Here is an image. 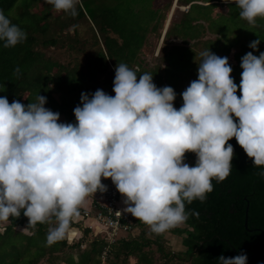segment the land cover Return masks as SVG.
I'll use <instances>...</instances> for the list:
<instances>
[{"label": "clouds", "instance_id": "clouds-1", "mask_svg": "<svg viewBox=\"0 0 264 264\" xmlns=\"http://www.w3.org/2000/svg\"><path fill=\"white\" fill-rule=\"evenodd\" d=\"M57 12L76 17L79 0H46ZM255 26L264 18V0H224ZM75 27V26H74ZM27 33L0 10V42L12 48ZM259 40L249 47L257 50ZM197 79L180 95L158 88L153 75H139L127 64L115 67L113 95L82 92L73 109L76 123H61L59 112L45 107L46 97L27 105L0 96V222L23 215L29 224L51 223L47 243L61 240L86 198L106 191L111 179L126 208L153 233L173 229L199 212L185 203H201L232 169L235 138L254 166H264V52L241 58L240 84L227 57L200 53ZM14 74L19 76L17 66ZM240 95L237 96V91ZM91 97V98H90ZM196 156L194 166L185 154ZM264 179V170L258 173ZM218 264H246L247 255L217 258Z\"/></svg>", "mask_w": 264, "mask_h": 264}, {"label": "trees", "instance_id": "trees-1", "mask_svg": "<svg viewBox=\"0 0 264 264\" xmlns=\"http://www.w3.org/2000/svg\"><path fill=\"white\" fill-rule=\"evenodd\" d=\"M174 1L167 0L162 5L157 4V0H79V14L72 17L57 12L45 0H0V10L27 33V40L15 47L4 48L0 42V96L7 97L9 103L18 100L27 105L36 102L40 93L46 97V108L59 112L64 123L75 124L73 109L80 105L81 93L92 94L102 88L114 96L115 67L125 63L136 72L137 79L143 73H150L158 88L172 87L177 94L174 104L181 107L180 94L183 91L178 87L191 76L198 78L195 76L198 66L194 67L193 62L191 68V64L185 63V70L173 75L168 70H171V62L181 65L184 58H189L186 56L188 51L194 50L179 45L168 50L162 47L160 59L164 65L157 64L150 69L143 66L139 58L148 33L157 30L163 19L162 11ZM175 2L186 10L178 23L169 24L163 42L173 38L184 44L193 41L223 57L232 48H237L234 52L236 64L231 66L232 77L239 74L241 58L246 53L253 52L258 56L264 52V18H257L253 26L240 17V9L234 3L226 4L224 0ZM219 2H224L221 4L227 7V11L212 17L213 8ZM219 16L229 21L230 30L213 25L212 21ZM206 30L214 33L216 38L202 41L201 36ZM256 40L259 44L253 51L249 44ZM59 52L68 53L70 59L64 63L59 61L54 56ZM194 55L200 58L199 53L194 52ZM17 66L19 76L14 74ZM227 143L234 149L230 175L222 182L212 179L213 191L207 194L205 202L185 203V211L191 213L195 210L199 212V218L189 215L181 227L166 232L182 235L181 247L187 256L193 258L192 264H218L219 256L231 258L242 252L247 255L246 264H264L260 257L264 254V179L258 176L264 166H254L235 138ZM87 211L90 216L94 212L95 216L99 210L93 206V210ZM128 215L133 221L132 230L120 233L112 244L107 242L105 232L95 233L90 225L82 226L73 217L61 240L39 247L34 238L41 235V240L46 241L49 228L56 226L55 220L32 226L21 211L18 218L10 217L0 230L3 240L9 233L15 235L12 241L0 240V246L5 243L10 246L0 252V264H41L43 258L48 263L57 261L67 251L75 254L74 264H100L101 261L103 264H125L122 261L131 256L136 257V264H142L144 259L145 264H151L152 257L142 255V250L153 244L158 251L164 252L167 242L162 243V233L146 230V224ZM72 228L82 234L68 241ZM134 228L140 231L136 236L132 233ZM19 229H26L29 233ZM18 236L23 239L17 241ZM83 244L88 248L83 249ZM167 251L171 252L170 249ZM64 261L68 263L70 259Z\"/></svg>", "mask_w": 264, "mask_h": 264}, {"label": "rangeland", "instance_id": "rangeland-1", "mask_svg": "<svg viewBox=\"0 0 264 264\" xmlns=\"http://www.w3.org/2000/svg\"><path fill=\"white\" fill-rule=\"evenodd\" d=\"M166 1L167 0H157V4H162L163 5V4H165L164 2H166ZM221 3H224V2H219L217 4V6L213 8V11L211 13L212 17H216L218 14L225 13L227 11V7L224 4H221ZM171 6L169 8H167V9L165 8L162 11L163 19H161L159 27L157 28V30L155 32L148 33V35L146 37V40L144 42V45H143V47H142V49L140 51L139 58L142 60V65L145 66L146 68H149V69L153 68L157 64H160L161 66L164 65V63L160 59L161 56H162V52H163L162 51V47L168 50L169 48L173 47L174 45L185 46L188 49H193L194 52H197L199 54L202 51L205 50L204 47L201 44L193 43V41H189V43H187V44L181 43L180 40H178L176 38L165 40V42L162 41V38H163V36H164L169 24L178 23L181 20V18H182V12H185V10H186V7L179 6V5L176 4L175 7H174V10L171 13V11H170L171 10ZM167 19L169 20L168 26L166 27V30H164L165 32H163V29H164V26L166 25ZM212 22H213V25L216 26V27H219V28L221 27L222 29L224 28V29H228V30L231 29L229 21L226 20L222 16H219L218 18H215V21H212ZM234 26H235V21H234ZM201 37H202V41H204V40H209L210 41V40H214L216 38V35H214V33H212L211 31L206 30V31H204V33H203V35ZM236 39H237V37H236ZM221 44L223 45V43H221ZM88 49H89V47H88ZM185 51L187 52L188 50L185 49ZM236 51H237V48H232L230 50V52L227 54V56H224V57L228 58V63H229L230 66H234L236 64V60L234 59L235 58L234 57V52H236ZM194 52L189 50L188 54L186 55L189 58H187V59L184 58V61L182 62L181 65L179 63H175V61L171 62V65H170L171 66V70L169 69L168 72L173 75V73H177L181 69L185 70V65H184L185 63H187L188 65L191 64V68H192L193 62H194V67H197L199 62H200L201 57L199 58L198 55H194ZM216 55H218L220 57H223L220 54H216ZM54 56H55L56 59H58L59 61H61L63 63L70 59L69 58V54L65 53V52L55 53ZM79 59L83 60L81 58H79ZM194 59H196V60L193 61ZM195 72H196L195 76H197V71H195ZM241 72H242V69H239L238 70L239 74H237L235 77H233L236 81L240 82ZM196 79L197 78H195L194 76H191V77L187 78L185 81H183L180 84V86L178 85L179 86L178 88H181V90L184 91L189 86L190 82L194 81ZM235 80H234V82H235ZM237 85H239V84H237ZM239 93L240 92H239V88H238L237 94H239ZM174 107L177 108V110L180 108V106L178 108L175 104H174ZM62 121H63L62 117L59 118L58 122H62ZM91 217H94V212H92ZM90 221H93V220L90 219ZM182 225L183 224H181V225H179L177 227H181ZM3 226H4V223H2L0 225V230L1 231L3 230V228H2ZM145 229L148 230V231L151 230L148 225L146 226ZM19 231H21V232H23L25 234L29 233L26 229H19ZM162 236L164 237L163 238L164 240L163 241L161 240L162 243L167 242L166 245L164 244V247H165L164 252L158 251L157 250V246L153 245V244L151 246H149V247H145L142 250V252H141L142 255H145V256H149L150 255L152 257L151 260H150L151 264H162V261L164 260L165 256L168 255L171 252L175 253L176 257H178L179 259L187 257L186 256L187 254L185 253V251H183L184 249H182V247H181L182 235L179 236L180 238H178V235H175V234H174V236L169 235V236L166 237V236H164V233H162ZM14 237H15V235H12L11 233H9L8 235H6L4 240H3V238H0V240L4 241V242H9V241H12L14 239ZM40 237L42 238L41 235H40ZM40 237L34 238V240L39 244L38 245L39 247H40V245L42 246L43 244H47V240L46 241L41 240ZM67 238H69V236H67ZM21 239H23L22 236L21 237L20 236L17 237V241H21ZM68 241H71V239H68ZM9 247L10 246L7 243H5L3 246H0V249H1L0 252H3L5 249H8ZM82 248L83 249L84 248L87 249L88 246H85L83 244ZM168 248L171 250V252L167 251V250H169ZM142 255L140 254V256H142ZM59 258L60 259L57 258V261L56 260L55 261H51V262L48 261V263H47V260H44V258H43L40 262H41V264H74L75 254H72V252L67 251L65 255H61ZM65 259L66 260L70 259V261L68 263H65V261H64ZM122 260H123V258L121 257L120 261H122ZM144 260L146 261V259H144ZM145 261L142 264H145ZM122 262H124L125 264H136V257L135 256L134 257L133 256L128 257V258H126L125 261H122ZM100 264H103L102 261L100 262ZM167 264H175V263H172V261H171V263H167ZM182 264H185V262H183Z\"/></svg>", "mask_w": 264, "mask_h": 264}, {"label": "built area", "instance_id": "built-area-1", "mask_svg": "<svg viewBox=\"0 0 264 264\" xmlns=\"http://www.w3.org/2000/svg\"><path fill=\"white\" fill-rule=\"evenodd\" d=\"M103 184L106 186L107 190L104 192H97L95 197L94 207L99 211L94 217H91L87 210H84L81 215L84 219H92L98 224L100 229L95 230L92 225L89 227L93 229L95 233L105 232L107 242L112 244L117 240L120 233L132 230L133 221L130 216L119 207L120 193L117 191L111 179H106ZM102 211H104V214Z\"/></svg>", "mask_w": 264, "mask_h": 264}, {"label": "crops", "instance_id": "crops-1", "mask_svg": "<svg viewBox=\"0 0 264 264\" xmlns=\"http://www.w3.org/2000/svg\"><path fill=\"white\" fill-rule=\"evenodd\" d=\"M62 117V122L61 123H64V117L63 116H61ZM60 117V118H61ZM185 162L187 163V164H189V166H193V164H194V162H196V156L193 154V153H186L185 154ZM106 181V179H102V183H104ZM95 197H96V193L94 194V196H89V197H87L86 198V201H85V203L80 207V214L78 215V216H75L74 218H73V220L76 222V223H78V224H80V225H82V226H86V225H92V226H94L93 228L94 229H100V226H98V225H96V223L94 222V221H90V220H87V219H84L83 217H82V215H81V213H82V211L83 210H93V206H94V204H95ZM119 206L124 210L125 208H126V206L127 205H125V203H124V197H122V195L120 194V198H119ZM129 214V213H128ZM131 215V214H130ZM132 216V215H131ZM132 218L135 220L136 218H134L133 216H132ZM2 223H4V225L6 224V222H0V225L2 224ZM139 229L138 228H134L133 229V235H138L139 234ZM82 233L80 232V231H78V229H75V228H72L70 231H69V233H68V236H69V238L68 239H75V238H78L80 235H81ZM169 235H172V236H174V234H172V233H169V232H164V236H169ZM71 237V238H70ZM178 238H180L179 236H178ZM169 240V239H168Z\"/></svg>", "mask_w": 264, "mask_h": 264}, {"label": "flooded vegetation", "instance_id": "flooded-vegetation-1", "mask_svg": "<svg viewBox=\"0 0 264 264\" xmlns=\"http://www.w3.org/2000/svg\"><path fill=\"white\" fill-rule=\"evenodd\" d=\"M194 253L195 252H192V255ZM171 261H172V263H175V264H182L183 262H185V264H192L193 263V258L191 256H187L185 258L179 259L178 257H176L175 253L171 252V253H169L168 255L165 256L164 260L162 261V264L171 263Z\"/></svg>", "mask_w": 264, "mask_h": 264}, {"label": "bare ground", "instance_id": "bare-ground-1", "mask_svg": "<svg viewBox=\"0 0 264 264\" xmlns=\"http://www.w3.org/2000/svg\"><path fill=\"white\" fill-rule=\"evenodd\" d=\"M176 1V0H175ZM174 1V5H172V7H171V13H172V11L174 10V7H175V5H176V2ZM168 22H169V20L167 19V21H166V25L164 26V29H163V32H165L164 30H166V27L168 26ZM164 34V33H163ZM145 252V251H144ZM148 257V256H147Z\"/></svg>", "mask_w": 264, "mask_h": 264}, {"label": "water", "instance_id": "water-1", "mask_svg": "<svg viewBox=\"0 0 264 264\" xmlns=\"http://www.w3.org/2000/svg\"><path fill=\"white\" fill-rule=\"evenodd\" d=\"M244 226L246 227V218H245V223H244ZM264 241V240H263ZM195 252V250H194ZM260 257L262 258V260L264 261V254L263 255H260Z\"/></svg>", "mask_w": 264, "mask_h": 264}]
</instances>
